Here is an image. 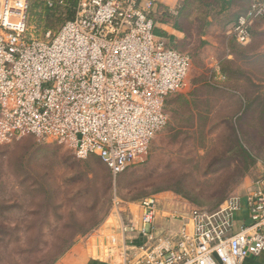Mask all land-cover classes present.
Segmentation results:
<instances>
[{
  "label": "built area",
  "instance_id": "obj_1",
  "mask_svg": "<svg viewBox=\"0 0 264 264\" xmlns=\"http://www.w3.org/2000/svg\"><path fill=\"white\" fill-rule=\"evenodd\" d=\"M31 0H0V144L31 136L98 158L112 176L144 162L168 122L166 99L186 87L189 57L155 34L157 17L176 16L158 0H74V15L56 33L29 35ZM50 6V1L48 2ZM264 17V0H248L226 29L240 45ZM249 222L232 232L241 200L213 212H170L176 231L155 226L160 199L133 207L115 202V223L97 240L109 264H240L264 253V178L245 197ZM168 216V217H170Z\"/></svg>",
  "mask_w": 264,
  "mask_h": 264
},
{
  "label": "rangeland",
  "instance_id": "obj_2",
  "mask_svg": "<svg viewBox=\"0 0 264 264\" xmlns=\"http://www.w3.org/2000/svg\"><path fill=\"white\" fill-rule=\"evenodd\" d=\"M33 1L39 8L37 17L35 6L28 15V34L36 39L56 33L74 15V7L51 12L44 9L43 0ZM180 3L189 4L188 0ZM257 24L256 31L264 29V19ZM186 28L192 31L180 51L194 55L205 51L204 46L211 47L201 42L204 28L199 22ZM261 40L239 50L236 61L223 63L231 76L227 92L205 84L215 71L202 66L195 54L187 75L191 84L166 99L167 125L152 139L144 162L120 175L112 176L96 157L79 160L66 147L31 136L0 144V264H57L73 246L89 238L95 244L92 235L106 233L115 223V202L133 207L147 197L169 194L191 207L211 210L234 195L245 180L254 183L264 178V139L254 133L257 114L238 123L250 156L228 152L233 142L231 125L244 109L237 94L262 98L264 57H253ZM231 41L230 45L238 46ZM175 47L182 48L180 40ZM182 93L190 95V104L180 101ZM252 162L239 180L241 169Z\"/></svg>",
  "mask_w": 264,
  "mask_h": 264
},
{
  "label": "crops",
  "instance_id": "obj_3",
  "mask_svg": "<svg viewBox=\"0 0 264 264\" xmlns=\"http://www.w3.org/2000/svg\"><path fill=\"white\" fill-rule=\"evenodd\" d=\"M180 1L181 0H158L159 3L171 8L177 6ZM188 2L189 4L187 6L185 4L183 5V3H180L182 10L178 15H167L166 17L159 18L157 20L155 34L165 39L169 47L180 51V49H183V46L188 45L189 37L186 35H188L187 32L192 31L190 28H186L187 24L199 22L200 27L204 28V30L200 32L201 42H206L209 46L211 45V47L208 48L204 46L203 48L205 51L203 50L200 53L196 52L195 54L199 55L202 66H212L213 70L215 71V73L212 74V77H209L205 84L210 85L216 90L226 92L230 91L227 88V85H230V81L227 82L224 79L223 75L220 73V68L221 65L226 62V60L233 62L238 58L229 50V41L232 40L234 42V39L226 34V29L237 20L238 16L246 8L248 0H188ZM181 20L185 21L182 26L178 24V22ZM255 25L252 27L250 42L245 46H240L241 52L242 48L244 51L247 50L246 47L249 45L251 46L258 38L259 40L264 38V29L256 31L259 24ZM254 27L256 28L253 29ZM198 28L199 27L195 25L194 29L197 30ZM179 40L181 41L182 48L175 47L177 46ZM261 41L257 42V46L255 45L256 55L253 54V57H264V41ZM182 53L189 57L191 67H194L195 54L192 55L193 53L191 52L189 54L188 51ZM187 83L191 84V81H186V87L182 91L188 87ZM260 87V96L264 101V82L260 83ZM182 94L179 95L180 101L190 104V95L188 96L187 94ZM236 98L242 101L244 100L240 94H237ZM193 99L196 101V96H194ZM252 186L253 182L245 180L243 185L234 194V196L240 198L241 207L240 210L234 215V221L232 225L233 233L238 232L242 225L249 222L248 211L244 197L246 193L252 189ZM159 199L160 206L159 211L156 213L155 226L160 230H170L174 232L180 227L181 223L178 219L171 217L170 212L175 213L176 211L185 213L184 211L191 208V206L183 200H180L179 198L169 194L161 195L159 196ZM130 210L135 213L136 207H131ZM93 252L95 253V256H93ZM97 253V240L95 239L94 244L91 238H89L85 244L79 243L73 246L57 264H109L107 262L100 261L97 258ZM240 264H264V253L259 257H248Z\"/></svg>",
  "mask_w": 264,
  "mask_h": 264
},
{
  "label": "trees",
  "instance_id": "obj_4",
  "mask_svg": "<svg viewBox=\"0 0 264 264\" xmlns=\"http://www.w3.org/2000/svg\"><path fill=\"white\" fill-rule=\"evenodd\" d=\"M50 1L51 5L49 6L48 5V2ZM44 2V9H47L48 11H51V12H55L57 11V9H69L72 10V7L75 6V2L74 0H43ZM35 6V10H36V17H37V9L39 8V3H37L36 1H33L31 0L30 4H29V10H28V15L30 14L32 8ZM182 10V7L181 9L179 10V13L181 12ZM178 13V14H179ZM167 15L163 14L159 17H157V20L159 18H162V17H166ZM72 19V18H71ZM70 19V20H71ZM261 19H264L261 18ZM261 19H258L255 24H257ZM69 21V20H68ZM67 21H64V23L60 26V28L66 23ZM254 24V25H255ZM59 28V29H60ZM58 29V30H59ZM57 30V31H58ZM251 31H252V28L250 29V35H251ZM235 42V41H234ZM233 41H231V43H234ZM237 44V43H236ZM229 50L232 54H234L235 56L238 55L239 53V50L240 47L239 46H232V45H229ZM220 73L223 75L224 79L228 82L229 80H231V76L227 73V70L226 68L223 66V64L221 65V68H220ZM261 82H264V79L262 78L261 79ZM260 86V84H259ZM261 88V87H260ZM243 111H242V114L235 118V121L233 122V124L231 125V136H232V139H233V142H232V149H230L231 151H228L229 153H238L239 156H243V157H247V156H250L248 154V151L242 141V138L240 137V130H239V127H238V123L240 122V120L242 118H244V116L246 117H251L252 115L254 114H257V131L254 132L255 135L259 136L261 139H264V101L262 100H259L257 101L258 99H246V98H243ZM242 101V100H241ZM228 153V154H229ZM253 162L251 164H249L248 166H246L245 168H242L241 169V172L239 173V180H241L242 178H244L249 170V168L252 166ZM227 198H225L224 200H222L220 203L217 204V206H215L214 208H212L211 210H208L204 207H198L196 206V208H200V209H204L208 212H213V211H216L220 205L226 200Z\"/></svg>",
  "mask_w": 264,
  "mask_h": 264
}]
</instances>
